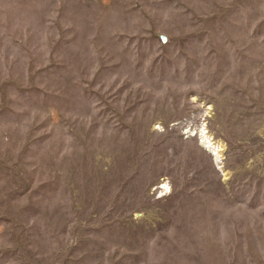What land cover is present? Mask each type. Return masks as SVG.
<instances>
[{
  "label": "rangeland",
  "instance_id": "obj_1",
  "mask_svg": "<svg viewBox=\"0 0 264 264\" xmlns=\"http://www.w3.org/2000/svg\"><path fill=\"white\" fill-rule=\"evenodd\" d=\"M0 264H264V0H0Z\"/></svg>",
  "mask_w": 264,
  "mask_h": 264
},
{
  "label": "bare ground",
  "instance_id": "obj_2",
  "mask_svg": "<svg viewBox=\"0 0 264 264\" xmlns=\"http://www.w3.org/2000/svg\"><path fill=\"white\" fill-rule=\"evenodd\" d=\"M218 145V144H217ZM214 151H216V150H214Z\"/></svg>",
  "mask_w": 264,
  "mask_h": 264
}]
</instances>
